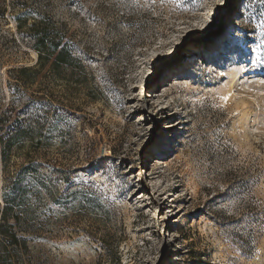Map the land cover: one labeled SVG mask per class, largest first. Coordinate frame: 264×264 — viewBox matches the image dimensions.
<instances>
[{
	"label": "rangeland",
	"instance_id": "1",
	"mask_svg": "<svg viewBox=\"0 0 264 264\" xmlns=\"http://www.w3.org/2000/svg\"><path fill=\"white\" fill-rule=\"evenodd\" d=\"M2 113L18 264H264V0H0Z\"/></svg>",
	"mask_w": 264,
	"mask_h": 264
},
{
	"label": "trees",
	"instance_id": "2",
	"mask_svg": "<svg viewBox=\"0 0 264 264\" xmlns=\"http://www.w3.org/2000/svg\"><path fill=\"white\" fill-rule=\"evenodd\" d=\"M27 33L32 40V48L36 52V67L19 66L11 67L8 71L15 72V79L32 82L36 72L46 63L50 62V69L59 71L62 67L73 65L76 58L71 54L66 42L56 31L52 23L44 21H34L27 27ZM12 111V110H10ZM11 113V112H10ZM0 130L3 131L0 136L1 156L5 161L11 147L22 139L34 140L37 132L32 121H23L22 117H14L12 114H1ZM5 135V138H4ZM3 207H0V264H18L14 258L18 249L23 245L21 239L16 235L12 226L7 223L8 197L3 194Z\"/></svg>",
	"mask_w": 264,
	"mask_h": 264
},
{
	"label": "snow or ice",
	"instance_id": "3",
	"mask_svg": "<svg viewBox=\"0 0 264 264\" xmlns=\"http://www.w3.org/2000/svg\"><path fill=\"white\" fill-rule=\"evenodd\" d=\"M221 99L224 100L225 102H227V100L229 99V96L226 95V96L222 97Z\"/></svg>",
	"mask_w": 264,
	"mask_h": 264
}]
</instances>
